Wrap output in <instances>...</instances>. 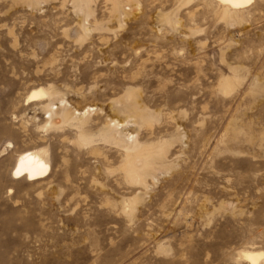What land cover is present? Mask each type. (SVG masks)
Masks as SVG:
<instances>
[{"label":"rangeland","instance_id":"rangeland-1","mask_svg":"<svg viewBox=\"0 0 264 264\" xmlns=\"http://www.w3.org/2000/svg\"><path fill=\"white\" fill-rule=\"evenodd\" d=\"M226 8L0 0V264H250L242 251L264 253V0ZM37 89L50 97L28 103ZM49 102L90 109L95 143L44 128ZM110 120L151 156L141 181L126 151L101 141ZM36 150L49 176L13 179L17 157Z\"/></svg>","mask_w":264,"mask_h":264},{"label":"bare ground","instance_id":"bare-ground-1","mask_svg":"<svg viewBox=\"0 0 264 264\" xmlns=\"http://www.w3.org/2000/svg\"><path fill=\"white\" fill-rule=\"evenodd\" d=\"M38 1V0H37ZM220 3H223L227 6L225 10H239L244 9L250 6L255 0H218ZM37 4V3H36ZM80 9V8H79ZM90 15H86V20ZM47 91L44 89H37L30 92L27 102H32L35 100L49 98ZM51 101V99H50ZM54 105L49 102L47 105L43 106V111L45 114H48V122H46L44 128H49L51 126L58 127L59 130L66 127H71L76 129L79 132L78 142L80 145L87 146L93 145L95 141L87 134L84 133L83 129L87 123V114H89L90 109L84 112H77V110L70 109L71 107L63 106L60 111H55L53 109ZM57 118L58 120H54ZM141 118V117H140ZM119 123L114 121H108L104 128H102L101 141L103 142H112L123 148L128 157L127 164L128 169L127 173L131 178L141 181V172L147 171L151 168V156L145 155V153L140 152L142 145L140 146L133 136L128 135L127 139H123L121 135H118ZM57 128V129H58ZM61 128V129H60ZM42 129V128H41ZM73 133V132H72ZM71 133V134H72ZM68 134V133H67ZM91 135V134H90ZM119 137H118V136ZM97 139V138H96ZM143 150V149H142ZM144 152H146L144 150ZM135 156H133L132 154ZM143 153V154H142ZM138 164H141V167H138ZM50 174V163L48 158V152L46 150H36V151H27L20 154L12 169L11 176L13 179H19L24 177L28 182H36L39 180L46 179ZM141 183V182H140ZM240 257L243 258L250 264H258L264 258V253L260 251H242Z\"/></svg>","mask_w":264,"mask_h":264}]
</instances>
